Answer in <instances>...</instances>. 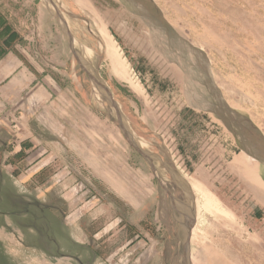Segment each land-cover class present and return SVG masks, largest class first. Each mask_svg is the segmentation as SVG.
Masks as SVG:
<instances>
[{"label": "rangeland", "instance_id": "obj_1", "mask_svg": "<svg viewBox=\"0 0 264 264\" xmlns=\"http://www.w3.org/2000/svg\"><path fill=\"white\" fill-rule=\"evenodd\" d=\"M8 53L0 264H264V0H0Z\"/></svg>", "mask_w": 264, "mask_h": 264}, {"label": "crops", "instance_id": "obj_2", "mask_svg": "<svg viewBox=\"0 0 264 264\" xmlns=\"http://www.w3.org/2000/svg\"><path fill=\"white\" fill-rule=\"evenodd\" d=\"M24 69L23 64L11 53L0 59V102L7 104V101L19 100L18 95L25 90L26 82L27 88L32 86L34 91H39L34 76L32 79L29 76L25 78Z\"/></svg>", "mask_w": 264, "mask_h": 264}, {"label": "water", "instance_id": "obj_3", "mask_svg": "<svg viewBox=\"0 0 264 264\" xmlns=\"http://www.w3.org/2000/svg\"><path fill=\"white\" fill-rule=\"evenodd\" d=\"M70 37V36H69ZM70 40H69V42H70V45H71V38H69ZM90 77V79L92 80V82L99 88V89H101L102 91H104V93L108 96V99H109V101H110V104L117 110V108H116V104L114 103V101L112 100V98H111V94H110V92L108 91V89L103 85V84H101V83H99L97 80H95L93 77H91V76H89ZM135 151L137 152V153H139L140 155H142L143 156V154H141L137 149H135ZM187 245V244H186ZM189 246V245H188ZM189 248L187 249V257L189 258Z\"/></svg>", "mask_w": 264, "mask_h": 264}]
</instances>
